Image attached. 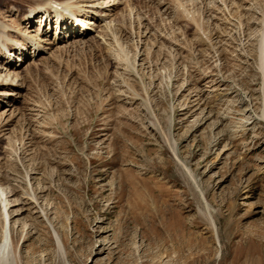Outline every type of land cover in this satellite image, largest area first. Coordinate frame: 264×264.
Listing matches in <instances>:
<instances>
[{
    "label": "rangeland",
    "instance_id": "rangeland-1",
    "mask_svg": "<svg viewBox=\"0 0 264 264\" xmlns=\"http://www.w3.org/2000/svg\"><path fill=\"white\" fill-rule=\"evenodd\" d=\"M27 1L0 0L11 264H264V0H90L72 41Z\"/></svg>",
    "mask_w": 264,
    "mask_h": 264
},
{
    "label": "bare ground",
    "instance_id": "bare-ground-1",
    "mask_svg": "<svg viewBox=\"0 0 264 264\" xmlns=\"http://www.w3.org/2000/svg\"><path fill=\"white\" fill-rule=\"evenodd\" d=\"M28 1H27V3H29ZM88 2H90V0H79V1L74 0L73 2L72 1L70 2L68 0H35L31 3V5L28 4L29 10H28V14H27V17H28L27 20L29 21L30 19H33L34 17H38L39 14H41V13H42V16H44V15L46 16L45 17L46 21H48V20L53 21V19L56 17V22L60 26V30L63 29L64 26L66 29H68V32L70 30H72V34L70 35V39H69L70 41L74 40L75 38L77 39L80 36H81L80 38L83 39V36H87L89 34V33L85 34V30L91 29V32L97 30V27H95V26H97L96 25L97 21H94V20L97 19V20H99L98 22H100V20H101L98 17L95 18V15L90 14L89 12H84L83 10H81V6H79V3H88ZM74 16L80 18V19H76V20L84 21V30L83 29L80 30V28L78 30L75 29V27H74L75 24H73L75 21V20L73 21ZM178 16L180 17V15H178ZM183 18H185V17H183ZM193 20H195L197 22V24L199 25V23H198L199 20H197L196 18H193ZM41 23H42V21H41ZM2 27H4V25L0 26V32H1L0 34L1 35H2L3 30H4V29L2 30ZM107 29H111L110 25H107ZM105 35H103V36H105ZM112 35H113V37L115 36L113 31H112ZM4 36L5 35L0 36V44H1L0 54H3V55L5 53L3 47H7V46H5L6 44L4 42L6 40H8ZM32 41L34 42L33 39H32ZM34 44H37V43H34ZM110 44H112V43H110ZM22 46H24V45H22ZM37 48L40 49V46H38ZM263 50H264V38L261 39L259 42V53H260L259 54V67H260V70L262 71V73L264 74V58L262 56ZM40 51H41V49H40ZM12 54H13V52H12ZM9 59H11V58L10 57H7V59L6 58H0V64H2V66L6 67L7 69L14 67L11 64V61H9ZM6 91H9V90H6ZM5 95L10 96V95H12V92H10V91L5 92ZM0 264H11L8 237H4L0 242Z\"/></svg>",
    "mask_w": 264,
    "mask_h": 264
}]
</instances>
